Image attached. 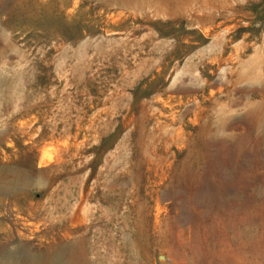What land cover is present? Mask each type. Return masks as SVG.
Segmentation results:
<instances>
[{
    "label": "rangeland",
    "instance_id": "obj_1",
    "mask_svg": "<svg viewBox=\"0 0 264 264\" xmlns=\"http://www.w3.org/2000/svg\"><path fill=\"white\" fill-rule=\"evenodd\" d=\"M25 1L0 0V246L55 236L86 252L78 264H264V117L247 148L227 138L264 106V0ZM229 40L234 59L210 68ZM166 109L182 110L177 132ZM71 215L70 235L29 241L22 224Z\"/></svg>",
    "mask_w": 264,
    "mask_h": 264
},
{
    "label": "bare ground",
    "instance_id": "obj_2",
    "mask_svg": "<svg viewBox=\"0 0 264 264\" xmlns=\"http://www.w3.org/2000/svg\"><path fill=\"white\" fill-rule=\"evenodd\" d=\"M33 0H26L25 3L21 2L20 3V7H17L18 9H20L21 11L24 10V8H26V6L28 4H33L36 6V8L41 9L42 7H40L39 5H37L36 2H32ZM99 3H103V4H118V5H125V6H130V7H141L140 4H142V0H96ZM32 7V5H30ZM33 9V7H32ZM30 7L28 10H32ZM195 13V17H193V13H191V24L198 25V33L200 31H203L206 35H210V29H204V23L201 21V18L197 15V13H200V10H196V11H192ZM225 18L223 13L220 12V14H218L216 16V18L213 19H218V18ZM212 18V17H211ZM222 21V20H221ZM224 22L220 23L219 25H223ZM214 30V28H212ZM232 43V40L229 41H225L224 44L222 43L220 48L218 49V53L216 58L213 59V62L211 63V67L213 69V67H219L221 64H223L224 62H229L232 61L234 58H230V57H226V53H227V49L229 48V44ZM196 44L192 43V42H188L187 48H191V47H195ZM256 52V51H255ZM202 62L198 63V66H203V70L206 73L207 71V66L201 64ZM230 83L232 85H234L235 80L233 75L230 77ZM238 83H240L238 81ZM236 85V84H235ZM257 92H259V90H254L253 88H244L240 91V93L244 96V95H250L253 100H254V94H256ZM213 95V94H212ZM256 98V96H255ZM203 103L205 104L206 99L203 98ZM257 102V101H256ZM232 103V102H231ZM260 103V102H258ZM199 110L200 107L198 106ZM248 108H250V110L248 111V116H247V120H248V124L242 129V132L240 133H236V134H229V137L227 136L228 139H236L238 141V146L247 148L248 143L251 141V138L253 137V127H254V119L256 117H264L263 116V112H264V106L263 104L261 105H257L255 103L254 104H250L248 106ZM185 114V113H184ZM183 115L182 110H174V109H166L163 113V117L166 118L168 120V124H167V128L169 129V131L172 132H177L178 129L181 128H176L174 127V125H176L177 120H179L181 118V116ZM185 117V116H184ZM260 118V119H261ZM233 121H231V118L226 120L225 123H223V131H229L232 129H237L234 127L233 125ZM243 126V125H242ZM183 130V129H182ZM238 130V129H237ZM171 132V133H172ZM181 132L177 133V137H179L181 135ZM181 137V136H180ZM226 138V137H225ZM224 143H227L226 141H224ZM255 147V145H253ZM254 149V148H253ZM258 149V150H257ZM257 154H264V137L261 136V138H257V144H256V151ZM77 156V154H73L71 155V157H69V159L66 158V155L64 153H61L58 157V160L60 162V165H68L70 163L74 162V158ZM53 160V159H52ZM41 164L40 165H45V166H49L51 164V158L47 159V158H41ZM38 166V165H37ZM40 167V166H39ZM44 191V190H43ZM41 205V204H40ZM39 203H34L32 204L31 209V215L30 217H38V213L34 216L33 215V211L35 212H39L38 208H39ZM29 220H27L26 222H23L22 224H29V226L31 227L29 229L30 234L28 235L29 241H31L30 239H36L39 236H37V234L39 232H41V230H46V235L49 232L50 229L52 230H56V229H60L61 226H65L66 223H69L70 226L68 229L71 230H67L64 229V233L65 234H71L72 231L75 229V227H77L75 225V223L77 222V218L75 215H71L68 217H63V218H58L56 221L55 220H47V219H43L38 223H32L29 222ZM87 222V221H86ZM25 227V226H24ZM66 236V238L69 237ZM50 240H52V242L55 245H58V240L56 239L55 236L50 237ZM47 242V241H46ZM75 243H79L77 239H75ZM42 244V243H41ZM29 246L25 247L27 249H25V251L23 250V245L20 246V243H17L14 246H10V247H3L0 246V264H78L79 260L82 261V258H87L86 252L83 254L82 252H77L75 251L73 248L72 249H68L65 250L64 247H60V246H50L48 248H43V246L39 245H31L28 244ZM31 251H29V250ZM2 250L5 252H2Z\"/></svg>",
    "mask_w": 264,
    "mask_h": 264
}]
</instances>
